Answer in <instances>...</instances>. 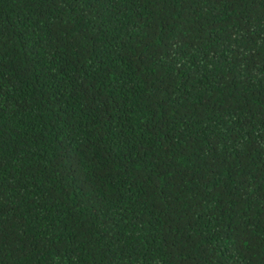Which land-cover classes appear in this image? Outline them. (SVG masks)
<instances>
[{
    "label": "trees",
    "instance_id": "obj_1",
    "mask_svg": "<svg viewBox=\"0 0 264 264\" xmlns=\"http://www.w3.org/2000/svg\"><path fill=\"white\" fill-rule=\"evenodd\" d=\"M0 264H264V0H0Z\"/></svg>",
    "mask_w": 264,
    "mask_h": 264
}]
</instances>
